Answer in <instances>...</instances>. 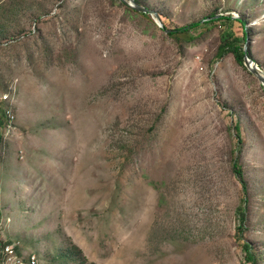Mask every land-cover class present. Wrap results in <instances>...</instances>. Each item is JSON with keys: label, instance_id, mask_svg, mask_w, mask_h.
<instances>
[{"label": "rangeland", "instance_id": "1", "mask_svg": "<svg viewBox=\"0 0 264 264\" xmlns=\"http://www.w3.org/2000/svg\"><path fill=\"white\" fill-rule=\"evenodd\" d=\"M138 1L169 28L247 20L264 72V0ZM221 28L181 40L123 0H0V250L38 264H246L237 157L244 239L264 264V86L220 56Z\"/></svg>", "mask_w": 264, "mask_h": 264}, {"label": "trees", "instance_id": "2", "mask_svg": "<svg viewBox=\"0 0 264 264\" xmlns=\"http://www.w3.org/2000/svg\"><path fill=\"white\" fill-rule=\"evenodd\" d=\"M138 4L140 2L138 0H135ZM132 12V11H131ZM137 12V11H136ZM141 15L146 16L144 13H140ZM213 22H220L222 24L221 28V45H220V56L225 55L227 53H232L237 62L241 65L244 63V43L241 42V36L237 32V27H242L244 30V40H246L247 33L249 34V26L248 21L243 18H234L232 15L230 16H224L220 19H214V16H210L208 18H205L202 21H196L193 23H188L182 26H176L175 28H169L166 23L164 24L163 29H169L170 31L168 34L170 36H177L180 37L181 40H186L187 37L190 36V33L193 29H196L200 27L203 23H213ZM248 53L251 56L250 51V42L248 47ZM1 127V125H0ZM237 133L236 138L238 143H242V136L239 131V128L236 127ZM2 134L0 133V143L2 142ZM233 172L241 184V193H240V206H239V226L237 227L236 232V239L239 242H242L241 246L243 248V251L246 255V264H257V258L255 253L253 252L252 245L244 239V233L246 231V221H247V215H248V183L245 178V173L243 167L239 164L238 158L236 157L233 160Z\"/></svg>", "mask_w": 264, "mask_h": 264}, {"label": "water", "instance_id": "3", "mask_svg": "<svg viewBox=\"0 0 264 264\" xmlns=\"http://www.w3.org/2000/svg\"><path fill=\"white\" fill-rule=\"evenodd\" d=\"M123 1L126 3V5L129 8L135 11H138L140 13L149 14L153 18L155 23H157L162 28L164 27V23L160 15L156 11L138 4L135 0H123ZM218 17L219 16H215L214 18H218ZM166 31L169 32L170 30L166 29ZM248 47H249V34L247 33L246 42L244 45V52H245L244 64L259 79V81L264 86V72L258 66V64L254 61V59L249 55Z\"/></svg>", "mask_w": 264, "mask_h": 264}, {"label": "built area", "instance_id": "4", "mask_svg": "<svg viewBox=\"0 0 264 264\" xmlns=\"http://www.w3.org/2000/svg\"><path fill=\"white\" fill-rule=\"evenodd\" d=\"M0 264H38V262L35 255L19 256L15 245H6L0 250Z\"/></svg>", "mask_w": 264, "mask_h": 264}]
</instances>
